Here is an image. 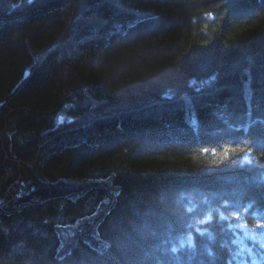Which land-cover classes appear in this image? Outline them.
I'll use <instances>...</instances> for the list:
<instances>
[{
    "label": "trees",
    "instance_id": "obj_1",
    "mask_svg": "<svg viewBox=\"0 0 264 264\" xmlns=\"http://www.w3.org/2000/svg\"><path fill=\"white\" fill-rule=\"evenodd\" d=\"M262 132L264 0H0V264H264Z\"/></svg>",
    "mask_w": 264,
    "mask_h": 264
},
{
    "label": "snow or ice",
    "instance_id": "obj_2",
    "mask_svg": "<svg viewBox=\"0 0 264 264\" xmlns=\"http://www.w3.org/2000/svg\"><path fill=\"white\" fill-rule=\"evenodd\" d=\"M247 128H245V131L247 132ZM261 135H264V132H262L261 133ZM252 205L251 204H249L248 205V207L250 208ZM258 227H261V225H257ZM246 230H247V234H250V238H255V236H256V232H255V230L254 229H247V225H244L243 226ZM261 246H264V243H262V245ZM173 251H175V249H173Z\"/></svg>",
    "mask_w": 264,
    "mask_h": 264
}]
</instances>
